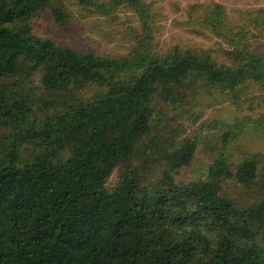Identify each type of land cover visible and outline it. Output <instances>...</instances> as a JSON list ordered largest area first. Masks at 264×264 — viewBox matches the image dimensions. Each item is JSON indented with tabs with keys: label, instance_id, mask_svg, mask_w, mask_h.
<instances>
[{
	"label": "trees",
	"instance_id": "1",
	"mask_svg": "<svg viewBox=\"0 0 264 264\" xmlns=\"http://www.w3.org/2000/svg\"><path fill=\"white\" fill-rule=\"evenodd\" d=\"M71 7L134 20L127 51L38 34L44 18L70 31ZM158 16L148 0H0V264H264V159L229 154L252 121L183 138L204 96L264 91V7L197 22L223 62L165 48ZM200 152L205 174L185 176Z\"/></svg>",
	"mask_w": 264,
	"mask_h": 264
},
{
	"label": "rangeland",
	"instance_id": "2",
	"mask_svg": "<svg viewBox=\"0 0 264 264\" xmlns=\"http://www.w3.org/2000/svg\"><path fill=\"white\" fill-rule=\"evenodd\" d=\"M153 2L158 12V32L156 39L165 48L178 45L184 50H199L210 54L214 60L223 62L224 51L228 48L219 38L209 32L197 33V22L213 4H219L234 25L246 23L255 10L264 7V0H148ZM73 21L70 31L64 32L54 21L44 18L39 22L38 34L41 37H53L60 43L76 47L100 56L122 55L130 45L135 31L134 20L128 16L116 14L110 17L92 15L71 7ZM249 28L251 26L249 25ZM257 35L258 31H252ZM252 47L260 48L264 53V37L252 38ZM243 96L241 104H233L229 99L214 94L204 96L196 109L185 117L187 133L192 137L196 132L212 121L233 123L236 120H251L245 133L236 141L229 154L233 160L259 155L264 159V126L258 122L264 119V91L251 88ZM209 136H203V139ZM211 158L200 152L185 176L196 178L205 174ZM117 179V171L108 182L111 187Z\"/></svg>",
	"mask_w": 264,
	"mask_h": 264
}]
</instances>
